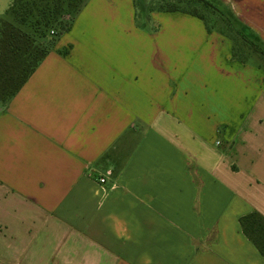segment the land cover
I'll use <instances>...</instances> for the list:
<instances>
[{"label":"crops","instance_id":"1","mask_svg":"<svg viewBox=\"0 0 264 264\" xmlns=\"http://www.w3.org/2000/svg\"><path fill=\"white\" fill-rule=\"evenodd\" d=\"M107 1L0 103V264H264L239 224L264 216V59ZM216 1L264 49V0Z\"/></svg>","mask_w":264,"mask_h":264},{"label":"trees","instance_id":"2","mask_svg":"<svg viewBox=\"0 0 264 264\" xmlns=\"http://www.w3.org/2000/svg\"><path fill=\"white\" fill-rule=\"evenodd\" d=\"M86 0H14L5 16L0 18V103H7L27 81L46 56L58 37L71 27L73 17L79 13ZM142 2V0H140ZM145 9H150L142 2ZM155 8L159 11H181L201 17L197 9L204 7L212 13L215 24L223 34L234 35L261 54L243 33L234 31V24L217 7L206 0H162ZM9 16V17H7ZM65 17H68L65 19ZM204 20V19H203ZM206 23V22H205ZM207 24V23H206ZM214 25V26H216ZM208 26V25H207ZM211 28V27H210ZM213 28V27H212ZM52 29L55 35H48ZM243 234L264 255V216L251 211L239 218Z\"/></svg>","mask_w":264,"mask_h":264},{"label":"rangeland","instance_id":"3","mask_svg":"<svg viewBox=\"0 0 264 264\" xmlns=\"http://www.w3.org/2000/svg\"><path fill=\"white\" fill-rule=\"evenodd\" d=\"M14 0H0V18L3 17V15L5 16L4 13H7V9L9 8V6L13 3ZM162 1V0H142V2H144L145 4H147V7H151L150 9H145V6H143L142 2L140 0H118L116 2H112V1H107L105 4L106 7L105 8V15H107V13L110 14L111 11V15H114L116 13H119L118 16L121 17H136V21H137V28H140L142 26V23L144 22V20L146 19V17H149L151 15L155 16L157 14H159V10L155 9L158 5V3ZM208 2L211 3V5H213L214 7H217L224 15H226L228 18H230L231 16L228 14V12H226L225 9H223L221 6H219L218 3H216V0H206ZM89 2V0L85 1V4L83 5V7L81 8V10L79 11L78 14H76L72 21H71V27L72 24L74 23L75 19L79 16V14H81V11L83 10V8L85 7V5ZM109 9L107 11V9ZM200 9H197V13L203 17L204 21L207 23V25L209 27H213L216 29H219L218 26L215 24L216 21H214L212 13L209 11V9H206L204 7H200ZM162 12V11H161ZM9 17V16H7ZM68 17H65V19H67ZM231 20V18H230ZM216 25V26H214ZM70 27V28H71ZM68 29L66 32H69L71 29ZM64 33V32H63ZM243 33V32H242ZM56 34V30L52 29L48 32V35L52 36ZM244 34V33H243ZM254 43V42H253ZM254 44L258 45L257 42H255ZM235 53L238 57L246 60V61H250V62H255L256 60H259L260 57H255L253 53L249 54H243L240 52V44L237 41V44H235ZM242 49L244 48L243 46L241 47ZM261 61H264L261 59ZM262 63V62H261ZM263 70H264V66H262Z\"/></svg>","mask_w":264,"mask_h":264},{"label":"built area","instance_id":"4","mask_svg":"<svg viewBox=\"0 0 264 264\" xmlns=\"http://www.w3.org/2000/svg\"><path fill=\"white\" fill-rule=\"evenodd\" d=\"M99 182H100V183H104V182H105V179H104V178H100V179H99Z\"/></svg>","mask_w":264,"mask_h":264}]
</instances>
